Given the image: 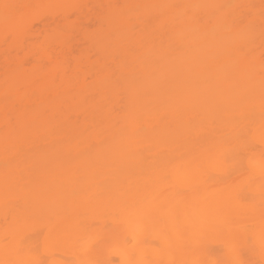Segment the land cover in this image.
Returning <instances> with one entry per match:
<instances>
[{
    "label": "bare ground",
    "instance_id": "bare-ground-1",
    "mask_svg": "<svg viewBox=\"0 0 264 264\" xmlns=\"http://www.w3.org/2000/svg\"><path fill=\"white\" fill-rule=\"evenodd\" d=\"M48 1L0 0V205L6 204L0 216L7 224L14 214L25 217L7 228L11 236L0 234V245L16 251L17 244L28 245L27 230L53 224L45 245L64 249L62 233L51 236L54 228L72 219L69 232L83 234L93 221L103 229L114 220L111 249L118 247L113 251L126 264H179L189 258V240L176 217L197 211L217 213L258 240L264 233V0H113L107 28L78 40L90 58L60 68L35 64V42L53 28L79 29L91 10L83 6L87 0H76L67 16L52 10L32 16L37 9L28 6ZM5 3L19 6L7 23ZM232 129L247 134L253 161L251 200L244 203L233 201L226 185L202 186L182 158L198 147V137ZM65 201L73 202L66 207ZM145 216L157 225L133 234L130 221ZM165 228L176 233L171 240H162ZM223 236L221 230L191 243H219ZM245 256L260 260L258 253Z\"/></svg>",
    "mask_w": 264,
    "mask_h": 264
},
{
    "label": "snow or ice",
    "instance_id": "snow-or-ice-1",
    "mask_svg": "<svg viewBox=\"0 0 264 264\" xmlns=\"http://www.w3.org/2000/svg\"><path fill=\"white\" fill-rule=\"evenodd\" d=\"M28 7L37 10L59 11L67 16L75 10L76 5L74 3H48ZM3 9L7 23L10 10L19 9V6L5 3ZM90 39L96 40V37L92 36ZM35 43H38V50L34 55L37 65L46 61V64H55L60 68L73 59L90 58L86 49H78L80 41L75 39L71 31L53 28ZM198 140V147L189 149L182 157L186 160L190 173L198 176L200 184L205 188L226 185L225 190L233 201L240 203L249 201L251 192L247 189L252 183V177L248 174L253 167V161L249 154L247 134L239 129L220 130L212 133L210 137H198ZM260 167L262 173L260 196L262 206H264V162ZM7 195L6 193L5 203ZM217 207L220 205L217 204ZM21 218V215L14 214L12 225H15ZM161 222L167 223L166 219ZM147 224L156 226L157 222L148 216L143 217L139 222L130 221L132 233L134 234ZM176 227L180 230V234L189 240L186 248L189 258L179 264H255L253 260L245 258V254L251 257L257 253L260 257V264H264V233H261L257 240L255 234L248 228L226 224L223 217L217 213L197 211L185 213L182 217L178 215ZM221 230L224 236L219 243H203L195 246L191 243L197 237L207 238ZM175 235L174 231L165 228L161 238L163 241H168ZM22 241L23 238H21ZM35 264H40L39 259L35 261ZM170 264H178V262L170 261Z\"/></svg>",
    "mask_w": 264,
    "mask_h": 264
},
{
    "label": "rangeland",
    "instance_id": "rangeland-1",
    "mask_svg": "<svg viewBox=\"0 0 264 264\" xmlns=\"http://www.w3.org/2000/svg\"><path fill=\"white\" fill-rule=\"evenodd\" d=\"M76 0H68L67 3H74ZM110 2H113V0H87L85 5L87 4V6L83 5L84 7H88L90 11V14H89V21L86 23L85 21H83V25L80 26L79 29H75L73 30V35L75 37L76 40H80L82 42L85 41V37L88 38L89 35L91 34H94L97 32V30H105L107 28V21H108V12H107V5L110 4ZM48 3H61L59 0H51V1H48L44 4H48ZM77 2H75L74 4H76ZM119 3H122V0H120ZM48 11L50 10H36L35 12L31 13L33 14L32 16H35V15H41V14H45L47 13ZM30 14V15H31ZM169 179V178H168ZM167 179V180H168ZM171 187H169L170 189ZM167 187H166V190H169ZM172 189V188H171ZM174 189V188H173ZM177 189V188H176ZM159 190V189H157ZM163 190V189H162ZM175 190V189H174ZM161 191V190H160ZM165 191V188L164 190ZM179 191V190H177ZM182 192V191H181ZM184 192V191H183ZM187 192V191H186ZM156 193V192H155ZM164 193L166 194V192H160L158 194H161L160 197H164ZM173 193V192H172ZM189 194V193H187ZM157 196V195H156ZM155 197V196H153ZM159 197V198H160ZM162 197V198H163ZM167 197V195H166ZM253 198V197H252ZM156 199V198H155ZM251 200V199H250ZM1 202V201H0ZM16 202V201H15ZM21 202V201H20ZM26 202V201H25ZM38 202V201H37ZM72 202L73 201H69V202H61V204H64V206H68L69 204L72 205ZM4 203V202H3ZM22 203V202H21ZM20 203V204H21ZM28 203V202H26ZM1 204V203H0ZM11 206H12V203H10ZM10 204L8 207H10ZM57 204V203H56ZM61 204H58V205H61ZM5 205L6 207V204H2L0 206H3ZM8 205V204H7ZM18 205V204H16ZM45 205V204H44ZM76 205L79 206L78 203H76ZM19 206V205H18ZM21 206H23L21 204ZM16 207L14 209H12V212L10 215L13 214L14 211L16 210H20V211H23V210H27L28 211V207H30V205L26 206V207ZM54 206V205H53ZM63 206V207H64ZM82 206V205H81ZM60 207V206H59ZM64 207V208H66ZM80 207V206H79ZM84 204H83V208H84ZM47 210H48V207H46ZM45 208V209H46ZM56 208H57V205H56ZM82 208V207H81ZM2 209V208H1ZM7 209V208H6ZM50 209V208H49ZM53 209V208H52ZM63 210V209H61ZM3 211H4V208H3ZM8 210H6L7 212ZM44 211V210H43ZM43 211L41 213H43ZM60 211V210H59ZM82 211V210H80ZM84 211H86L84 209ZM87 211H90V210H87ZM86 211V212H87ZM109 211V209H108ZM111 211V210H110ZM5 212V213H6ZM9 212V211H8ZM26 212V211H25ZM47 212V211H46ZM85 212V213H86ZM93 212V208L91 210V213ZM106 212V211H105ZM16 213V212H15ZM18 213V212H17ZM20 213V212H19ZM33 213L35 214V210H33ZM79 214L81 212H78ZM77 213V214H78ZM83 213V212H82ZM95 213V212H94ZM107 213V212H106ZM106 213L104 214L106 216ZM1 214V213H0ZM7 214V213H6ZM22 214V213H21ZM75 214V215H77ZM78 214V215H79ZM84 214V213H83ZM90 215V212L88 213ZM109 214V212H108ZM4 215V214H2ZM9 215V214H8ZM8 215H5L6 217ZM20 215V214H19ZM102 216V217H105V216ZM113 214L111 213L110 217L112 216ZM23 216V215H22ZM49 216V215H47ZM61 216V215H60ZM66 216V215H65ZM114 216V215H113ZM112 216V217H113ZM4 217V216H3ZM0 216V226L2 227L3 225L6 227L4 229H0V234L2 235H6L8 232L7 228H9L10 224L11 226L12 223L9 221L8 224L6 223L7 220H8V217L6 218V220ZM70 217V216H69ZM73 217V216H72ZM81 217L83 219V216H78L77 218ZM94 218H98V216H93ZM12 218V217H11ZM25 218V217H24ZM22 218V219H24ZM33 218V217H32ZM56 218H59L56 217ZM64 217H62V220L63 222L66 220L63 219ZM67 218V217H66ZM71 218V217H70ZM76 218V217H75ZM73 218V219H75ZM87 217L85 216V219ZM93 218V220H94ZM96 218V219H97ZM100 218V217H99ZM13 219V218H12ZM34 219V218H33ZM91 219V217H90ZM102 219V218H101ZM104 219V218H103ZM112 219V218H111ZM21 220V219H20ZM26 220V219H25ZM25 220H22L25 222ZM32 220V219H30ZM29 220V221H30ZM37 220V219H36ZM44 220V219H43ZM47 220V219H46ZM61 220V218H60ZM69 220V219H68ZM72 220V219H71ZM71 220H69V223L71 224ZM80 220V219H79ZM107 220H110V219H107ZM27 221V223L29 222ZM40 221V220H39ZM49 221V220H48ZM74 221V220H73ZM91 220H89L88 222L90 223ZM21 222V221H20ZM42 222V221H41ZM46 222V221H45ZM44 222V223H45ZM60 222V221H59ZM62 222V223H63ZM77 222V221H76ZM98 222V221H97ZM102 222V221H101ZM105 222V221H104ZM110 222H112V220H110ZM115 221L113 220L112 224L114 226V223ZM117 222V221H116ZM19 223V222H18ZM17 223V224H18ZM33 223H34V220H33ZM32 223V224H33ZM43 223V224H44ZM69 223H63L61 226H59L58 228H54L53 229V232H51V236H54V235H58V234H61L62 233V237L60 238V241L63 245V247L65 246L64 249H56V247H52L54 248L53 251H49L45 245V232H47L48 229L50 228H53V224H47L46 226H43V227H36V225H34V227H36L37 229H35L36 231L35 232H31V229H28L27 230L28 232H30V238L29 237H25V238H28L29 239V242H25L28 243L27 246L25 247H21L20 249V246L19 244H17L19 246V249H17L16 251H19V253L17 254L16 251L14 249H16L17 247H13V243L11 242V245L13 247V249L11 248V246L9 248H7V246L4 248V244L3 245H0V264H1V261H4L6 260V257H8V260H6L7 262H4L5 264H35V261L37 259H39L40 261V264H126L124 262V259H123V256H120L119 253L117 254L115 251V249H111L112 247H115L116 245V242H112V238H110L108 236L109 234V231L111 229H113L112 227V224H107L106 226L103 227L102 229V224L100 223H94L93 221V224H90V225H87V230L84 228L83 230H86V232L84 231V235L83 234H80V231H78L77 229H75V233H70L67 226H69ZM74 223V222H73ZM85 224V222H83ZM87 223V222H86ZM92 223V222H91ZM106 223V222H105ZM23 224V222H21L20 227L21 225ZM26 224V223H25ZM42 224V225H43ZM75 224V223H74ZM81 223H79V226L81 227L82 225H80ZM18 225V226H19ZM24 225V224H23ZM22 225V226H23ZM101 225V226H100ZM17 226V225H16ZM17 226V227H18ZM28 226V225H27ZM31 226V225H29ZM56 226V225H55ZM86 226V224H85ZM118 226V224H117ZM121 226V225H119ZM14 227V226H13ZM66 227V228H65ZM71 227V226H70ZM69 227V228H70ZM78 227V225H77ZM79 227V228H80ZM83 227V226H82ZM112 227V228H111ZM116 227V224L115 226ZM75 228V226H74ZM11 227H10V231H11ZM17 229V228H16ZM15 229V230H16ZM24 229V228H23ZM27 229V228H26ZM18 230V229H17ZM51 230V229H50ZM82 230V229H81ZM4 231H7L4 233ZM49 231V230H48ZM69 232V233H68ZM71 232H73L71 230ZM83 232V231H81ZM21 233V232H20ZM33 233V234H32ZM79 233V234H78ZM17 234V233H16ZM27 234V232H26ZM8 235V234H7ZM10 235V234H9ZM8 235V236H9ZM28 235V234H27ZM50 235V234H49ZM11 236V235H10ZM19 237H21V234H18ZM26 236V235H25ZM47 236V235H46ZM59 236V235H58ZM24 237V236H23ZM3 238V237H2ZM12 237L8 238L7 237V242L11 239ZM14 238V237H13ZM51 238V237H50ZM53 238V237H52ZM58 238V237H57ZM56 238V239H57ZM91 238V239H90ZM19 240L21 238H18ZM17 239V240H18ZM1 240V239H0ZM5 240V239H4ZM59 240V239H58ZM12 241V239H11ZM49 241V240H48ZM15 242V241H14ZM22 242V243H24ZM208 242V240H207ZM3 242H1L2 244ZM6 243V242H5ZM20 243V242H19ZM105 243H109L108 246H106L103 250H102V247H104ZM204 243V242H203ZM10 244V243H9ZM15 244V243H14ZM56 244V243H55ZM60 244V243H59ZM73 244V249H72V245ZM8 245V243H7ZM61 245V244H60ZM115 245V246H114ZM119 245V244H117ZM160 245V244H159ZM32 246V247H30ZM51 246V245H50ZM49 246V249L51 248ZM62 246H59V248H61ZM70 247L73 251L70 250ZM58 248V247H57ZM5 249V250H4ZM6 249H10V251L7 250L6 252ZM15 252H14V251ZM9 253H15V254H9ZM125 255V254H124ZM128 257V255H127ZM246 257V256H245ZM126 258V257H125ZM247 258V257H246ZM255 259L257 258L254 257ZM129 259V258H128ZM259 259V258H257ZM127 259H125L126 261ZM130 260H132L130 258ZM254 261V260H253ZM127 262V261H126ZM129 262V261H128ZM131 263V262H130ZM129 264V263H128ZM134 264V263H132ZM255 264H260V260H255Z\"/></svg>",
    "mask_w": 264,
    "mask_h": 264
}]
</instances>
